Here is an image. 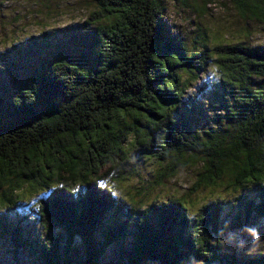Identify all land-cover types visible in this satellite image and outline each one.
Wrapping results in <instances>:
<instances>
[{"label": "trees", "instance_id": "trees-1", "mask_svg": "<svg viewBox=\"0 0 264 264\" xmlns=\"http://www.w3.org/2000/svg\"><path fill=\"white\" fill-rule=\"evenodd\" d=\"M231 1L242 20L264 24V0ZM97 3L93 63L47 56L39 75L0 105V236L23 264H103L115 247L116 259L104 264H264L263 252L224 251L223 197L197 214L181 199L140 209L111 186L138 176L139 158L168 179L198 166L193 195L228 180L234 193L256 191L240 200L247 218L264 220V47L209 48L208 31L190 47L160 0ZM211 60L223 74L214 108L233 128L198 134L184 94ZM37 192L29 215L23 200ZM37 224L49 235H36Z\"/></svg>", "mask_w": 264, "mask_h": 264}, {"label": "rangeland", "instance_id": "rangeland-1", "mask_svg": "<svg viewBox=\"0 0 264 264\" xmlns=\"http://www.w3.org/2000/svg\"><path fill=\"white\" fill-rule=\"evenodd\" d=\"M160 1L167 8L165 20L190 47L202 31H208L209 48L215 43L231 41L264 47V24L242 20L231 0H186L187 6L182 0ZM98 11L97 0H0V105L5 107L18 89L39 75L47 56L51 60L68 57L76 63L92 64L95 56L92 36L97 18L94 14ZM246 26L250 29H244ZM222 78L219 65L211 60L200 80L184 94L193 109L187 113L198 134L209 128L222 131L233 128L232 123L221 119L223 113L214 108L218 99L215 89L221 86ZM139 160L138 176L111 184L114 193L128 206L132 199L138 202L140 209L153 202L181 199L192 214H197L211 199L223 197L229 209L221 222L224 251L228 250L234 258L264 253V220L254 212L247 218V206L240 200L241 196L253 199L256 191L255 194L253 189L234 193L225 180L216 190L202 189L193 195L200 167L180 170L174 178L168 179L161 176L163 169L157 162ZM42 194H28L22 209L27 214L36 209ZM35 232L41 237L49 235L38 224ZM15 248L11 240L0 236V264L24 263L21 257L15 259ZM119 252L118 247L110 248L104 263L114 261Z\"/></svg>", "mask_w": 264, "mask_h": 264}]
</instances>
